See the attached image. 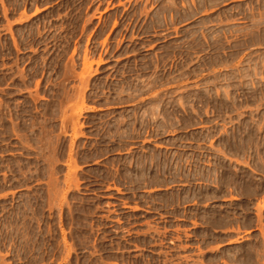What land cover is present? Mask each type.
Returning <instances> with one entry per match:
<instances>
[{
	"label": "rangeland",
	"instance_id": "rangeland-1",
	"mask_svg": "<svg viewBox=\"0 0 264 264\" xmlns=\"http://www.w3.org/2000/svg\"><path fill=\"white\" fill-rule=\"evenodd\" d=\"M0 264H264V0H0Z\"/></svg>",
	"mask_w": 264,
	"mask_h": 264
}]
</instances>
